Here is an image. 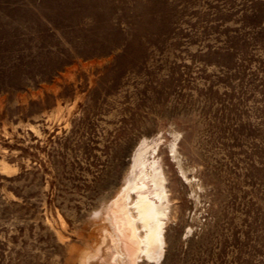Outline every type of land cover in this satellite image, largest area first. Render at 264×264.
I'll list each match as a JSON object with an SVG mask.
<instances>
[{
    "label": "rangeland",
    "instance_id": "rangeland-1",
    "mask_svg": "<svg viewBox=\"0 0 264 264\" xmlns=\"http://www.w3.org/2000/svg\"><path fill=\"white\" fill-rule=\"evenodd\" d=\"M138 187L165 217L132 257ZM106 235L124 264H264V0H0V264Z\"/></svg>",
    "mask_w": 264,
    "mask_h": 264
},
{
    "label": "bare ground",
    "instance_id": "bare-ground-1",
    "mask_svg": "<svg viewBox=\"0 0 264 264\" xmlns=\"http://www.w3.org/2000/svg\"><path fill=\"white\" fill-rule=\"evenodd\" d=\"M147 158V157H146ZM149 162H150V160H148ZM146 160H145V157H144V155L143 154H141V155H139L138 157H137V161H136V167L137 168H139V172H133L134 174H132V181H134V182H136L137 181V179H139V178H141V179H145L146 178V176L148 177V179L149 178H151L152 180H153V182H154V184H155V188H157L158 190H160V189H162V186H163V183H164V180H162V175H160V173H158L156 170H154L155 169V166L153 165V171L154 172H152V175H149L148 173L145 175V170L144 169H146V170H148L147 168H145V165H146ZM154 162V161H153ZM150 164H151V162H150ZM147 166V165H146ZM151 166L152 165H150V167L148 166V168H151ZM158 167V166H157ZM159 168V167H158ZM157 168V169H158ZM160 169V168H159ZM158 169V170H159ZM149 170H151V169H149ZM145 171V172H144ZM161 171V170H160ZM148 172V171H147ZM150 173H151V171H150ZM162 173V172H161ZM150 177H149V176ZM164 175V174H163ZM141 176V177H140ZM139 177V178H138ZM165 179V178H164ZM152 180H151V183H152ZM163 181V182H162ZM130 182H131V180H130ZM140 182H141V180H140ZM149 182V181H148ZM142 183V182H141ZM147 184V183H146ZM135 185V184H134ZM149 185H150V183H149ZM131 187L133 186V185H130ZM151 186V185H150ZM153 186V185H152ZM133 188V187H132ZM134 188H136V187H134ZM139 188V187H138ZM137 188V189H138ZM155 188H153V190L155 189ZM139 189H141L144 193H145V190H143L144 188H139ZM148 190V189H147ZM163 190V189H162ZM165 190V189H164ZM133 191H135V190H133ZM150 191V190H149ZM166 191V190H165ZM147 193H148V191H146ZM152 192H154V191H152ZM156 192H159V191H156L155 190V192L154 193H156ZM134 193V192H133ZM137 193H139V190H138V192ZM140 193H141V191H140ZM142 193L141 195H140V197H141V200L139 201V202H137V203H134L135 204V206H133V207H131V208H129V216L131 217L130 218V220L129 221H127V219L126 218H128V215L126 214V212L124 211H120L119 212V210H117L118 212L117 213H119V219L121 220V223H120V225H121V227H120V229H121V231L125 234L124 235V237H126V247H127V249H128V251L130 252V254H131V256L133 257V255H135L136 253H137V251H140V253L137 255L138 257L140 256V254L142 253V252H148V254H149V251L148 250H150V249H148L150 246L151 247H153V245H156L158 248L159 247H161L160 246V244L162 243V235H161V232H162V230H161V220H162V217L165 215V208L162 206V204H157V202L156 201H154V200H152L149 196H148V194L147 193ZM166 193V192H165ZM128 194V193H127ZM130 195H132L131 193H129ZM128 194V195H129ZM150 194H151V192H150ZM153 194V193H152ZM167 194V193H166ZM129 195V196H130ZM158 196H159V198H160V200L162 201L164 198H165V194L163 195L162 194V192H159L158 194H157ZM130 197H132V196H130ZM130 197H129V199H130ZM140 197H139V199H140ZM125 198V197H124ZM133 198V197H132ZM155 199H157V197L155 198ZM166 199V198H165ZM126 200V199H125ZM118 201H119V199H118ZM129 201V200H128ZM131 201H132V199H131ZM158 201V200H157ZM165 201V200H164ZM121 202H122V199H121ZM126 202V201H125ZM133 202V201H132ZM131 202V203H132ZM167 202H168V200H167ZM120 203V202H119ZM118 203V204H119ZM127 203V202H126ZM130 203V202H129ZM130 203V204H131ZM160 203V202H159ZM122 204V203H121ZM129 204V205H130ZM164 204V203H163ZM166 204V203H165ZM125 205V204H124ZM131 205H133V204H131ZM115 206H116V204H115ZM120 208H121V206H119ZM119 207H118V209H119ZM125 207V206H124ZM129 207V206H128ZM117 208V207H116ZM113 209V208H112ZM123 209H125V208H123ZM121 210H122V208H121ZM127 210V209H126ZM112 211V210H111ZM115 211V210H114ZM116 212V211H115ZM122 215V216H121ZM118 217V216H117ZM124 217V218H123ZM165 217V216H164ZM114 218V217H113ZM132 219V220H131ZM110 221V220H109ZM127 221V222H126ZM138 221H141V223H143V226L145 227V229L147 230V235H146V237H145V239H146V241H144L143 239H141V244L139 245V243H138V239H136V237H134L133 235H132V233H131V223H133L134 222V225L136 224V222L138 223ZM111 223H112V221H111ZM140 223V224H141ZM109 225V224H108ZM140 226H138V228H139ZM142 227V226H141ZM135 228H136V226H135ZM109 230V229H108ZM136 230V229H135ZM133 231V230H132ZM137 231V230H136ZM142 231H143V228H142ZM111 232H112V230H111ZM112 233H114V232H112ZM122 233V234H123ZM140 233V232H139ZM138 233V234H139ZM135 234H137V233H135ZM141 234H142V232H141ZM99 235V234H98ZM145 235V234H144ZM94 236V235H93ZM113 237H114V234L112 235ZM137 237H138V235H136ZM140 236V235H139ZM115 238H116V236H115ZM99 240H100V238H99ZM104 242H105V244H106V246L104 245V247H101L99 244V246H100V249H99V253H100V259L98 260V261H96V263L95 264H124V262H123V260H122V258H123V250H121L120 249V247L119 246H116L115 247V249H114V241L113 240H115V239H113L112 240V238H110V236H108V235H106L105 236V238H104ZM119 240V239H118ZM102 241V240H101ZM92 242V241H91ZM96 243H98L97 241H95ZM107 242V243H106ZM143 242H146V248H143ZM96 243H94V244H96ZM116 243V242H115ZM118 244V243H117ZM120 244V243H119ZM94 246V248H96L95 247V245H93ZM139 246H141L140 247V249H139ZM123 247V246H122ZM97 249V248H96ZM152 250V249H151ZM154 251V250H153ZM159 252V250H157L156 251V253H158ZM151 253H153V252H151ZM129 254V255H130ZM147 254V255H148ZM155 254V253H154ZM150 255V254H149ZM98 256V255H97ZM158 256V255H157ZM83 259H81L80 261H82V264H87V263H89V261H90V256L88 257V255H86L85 257L83 256L82 257ZM90 258V259H89ZM98 258V257H97Z\"/></svg>",
    "mask_w": 264,
    "mask_h": 264
}]
</instances>
